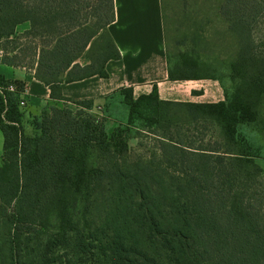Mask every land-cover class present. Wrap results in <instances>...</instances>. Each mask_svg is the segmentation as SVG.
Masks as SVG:
<instances>
[{
	"label": "trees",
	"instance_id": "1",
	"mask_svg": "<svg viewBox=\"0 0 264 264\" xmlns=\"http://www.w3.org/2000/svg\"><path fill=\"white\" fill-rule=\"evenodd\" d=\"M220 13L246 42L224 65L228 84L215 61L182 52L173 66L167 62L170 80H219L222 100L161 99L155 86L138 96L132 87L109 95L119 96L127 125L159 130L166 168L156 172L125 168L117 155L128 144L115 140L122 130L108 134L103 119L82 110L92 108V99L61 94L63 82L107 77L106 61L119 58L107 31L113 0H0V39L11 49L24 47L12 57L0 48L2 62L34 68L51 98L79 106H49L31 119L34 134L26 136L24 85L0 75V264H264V171L242 132L253 124L264 135V54L249 44V32L264 19V0H223ZM22 22L29 26L16 34ZM102 35L109 39L103 53L81 64L79 57ZM189 123H200L195 132L214 126L217 137L193 147ZM102 184L108 185V211L85 233L69 208L82 191ZM54 210L58 225L49 233Z\"/></svg>",
	"mask_w": 264,
	"mask_h": 264
},
{
	"label": "rangeland",
	"instance_id": "2",
	"mask_svg": "<svg viewBox=\"0 0 264 264\" xmlns=\"http://www.w3.org/2000/svg\"><path fill=\"white\" fill-rule=\"evenodd\" d=\"M223 0H162L163 18L165 26V42L167 57L171 60V65L175 64L179 53L185 52L199 56L203 60L215 61L219 68L218 74L224 78V82L228 84L225 63L234 59L240 52L246 42L238 27H233L225 20L220 13V6ZM28 22H22L15 27V33H21L28 28ZM249 44L253 53L264 54V19L260 20L255 27L249 32ZM24 41V40H22ZM109 44L107 35H102L100 39L95 41L94 45L79 57L81 64L89 62V58L97 59L103 53V47ZM5 46L6 51H1L2 57L9 55L12 57L18 55L24 47L19 45L15 49H11V44L4 39H0V48ZM188 73V72H187ZM194 80V79H189ZM214 82V83H213ZM179 90L185 85H192L195 88L205 86L206 92L202 93L199 99L201 101H218L223 97V88L219 80L201 79V81H191L182 83ZM202 85V86H201ZM202 89V88H201ZM177 98H182L180 95ZM180 101V100H178ZM24 105H21L23 108ZM69 109L75 111L79 106L73 102L67 103ZM86 113H91L94 117L104 120L105 131L110 134L117 127L122 130L121 138H115L116 141H126L128 151L124 154L117 155L119 163L125 168L140 170L152 169L156 172L166 168L160 157V138L159 130L154 126H147L135 122L138 128L127 125L126 110L123 104L119 103V96L109 97L104 104L92 106L90 110L83 109ZM264 113V104H263ZM198 123L197 125H199ZM190 127H194L193 131L186 133L188 139L193 140V147H198L201 143H207L210 139L217 137L214 126L209 129L195 132L196 126L189 123ZM215 130V131H214ZM242 132L248 137L252 146V153L255 161L264 171V135H262L253 124L242 127ZM201 139H203L201 142ZM91 164H97V158H91ZM170 172V170H168ZM148 184L151 182L147 181ZM167 180H165V184ZM107 184L98 186L94 191H82L77 196L75 204L69 208V216L77 226L85 233L101 225L105 213L108 211ZM153 189H159L152 184ZM57 212L51 211L47 221L49 233L56 232L58 225ZM87 264H95L88 262Z\"/></svg>",
	"mask_w": 264,
	"mask_h": 264
},
{
	"label": "crops",
	"instance_id": "3",
	"mask_svg": "<svg viewBox=\"0 0 264 264\" xmlns=\"http://www.w3.org/2000/svg\"><path fill=\"white\" fill-rule=\"evenodd\" d=\"M113 8L114 19L108 24L107 31L119 51V58L106 61L107 77L93 75L63 82L61 94L64 97L71 100L92 99L93 106H99L120 87H132L134 95L138 96L149 93L155 86L161 99L215 102L196 99L204 96V85L199 88L185 85L179 90L182 83L201 79H169L162 0H113ZM1 57L0 51V75L10 82H21L24 85L21 98L26 105L22 107L21 126L26 136H32L34 129L30 121L33 117L40 116L49 106L67 107L70 101L51 98L49 88L35 77L34 68L8 65L2 62ZM179 95L182 98H177ZM3 144L0 130V165L3 160Z\"/></svg>",
	"mask_w": 264,
	"mask_h": 264
},
{
	"label": "built area",
	"instance_id": "4",
	"mask_svg": "<svg viewBox=\"0 0 264 264\" xmlns=\"http://www.w3.org/2000/svg\"><path fill=\"white\" fill-rule=\"evenodd\" d=\"M7 89H8L9 91H14V90H15V87H14L13 84H9V85L7 86ZM24 103H25L24 99L21 98L20 105H24Z\"/></svg>",
	"mask_w": 264,
	"mask_h": 264
}]
</instances>
